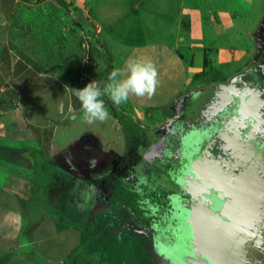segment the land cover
<instances>
[{
  "label": "crops",
  "instance_id": "crops-1",
  "mask_svg": "<svg viewBox=\"0 0 264 264\" xmlns=\"http://www.w3.org/2000/svg\"><path fill=\"white\" fill-rule=\"evenodd\" d=\"M6 1L0 0V146L22 149L21 155L30 162L31 167L0 159V255L14 253L6 264H65L82 252L83 245L80 224L69 222L61 214L66 201L62 208L59 207L60 216L44 212L31 221V207L24 214V206L19 199L28 203L38 199L37 190L46 185L47 163L56 164L64 172V179L89 182L83 176L87 169L84 166L86 163L79 167V158L87 157L93 152L121 156L125 148L122 147L119 151L115 149L112 141L116 137L108 131L106 121L89 125L83 120L77 98L68 107L69 115L65 113L61 118L50 122L36 117L35 112L41 101L36 96L46 90V67L24 53L44 66L43 72H36L32 65L8 47L7 19L11 7L5 4ZM168 1L150 0L142 14L146 19L148 16L149 19L155 17L160 23H165L166 18L173 15L174 20L164 36L134 44L114 43V38L97 21L94 11V2L97 3V0L90 2L102 35L107 42L116 46L112 50L114 68H125L130 59L140 62L151 60L157 68L155 94L151 97L130 96L128 100L138 115L144 113V122L151 129L168 120L167 111L177 105L183 95L208 89V85L194 87L193 84L196 73L202 71L203 67L206 68L203 53L207 51L208 57V46L220 48L216 57L218 61L222 51L226 55L232 54L230 41L234 35V26L227 7H207L206 0H203L204 4L202 0H174L172 7ZM169 6L174 14L169 12ZM154 8L156 11L153 13ZM204 8H207L208 15L218 14L216 18L213 17V21L208 20V29L212 31V37L208 41L202 26L207 20L202 15L199 16ZM143 25L140 29L142 32L152 28L146 23L144 27ZM183 26L185 27L182 28ZM198 28L200 30L197 32ZM223 38H227L229 42H223ZM231 59L234 60L232 63L237 62L235 57ZM29 94L32 99L28 105L31 106L30 109L23 104ZM57 172L59 174L58 170ZM69 189L66 188V195L72 191V188L71 191ZM60 218L63 220H59ZM56 222L67 225L66 229L58 233ZM30 236L31 241L28 239Z\"/></svg>",
  "mask_w": 264,
  "mask_h": 264
},
{
  "label": "rangeland",
  "instance_id": "rangeland-1",
  "mask_svg": "<svg viewBox=\"0 0 264 264\" xmlns=\"http://www.w3.org/2000/svg\"><path fill=\"white\" fill-rule=\"evenodd\" d=\"M149 1L97 0V3L94 2L96 6L94 11L97 21L105 28L107 34L114 38V43H141L164 36L174 20L173 15L166 18L165 23H160L155 17H151L152 19H149V16L147 19L146 16L143 17L146 3ZM90 2L91 0H7L5 2L11 7L7 19L8 47L13 51L32 56L46 67V90L36 96L41 100L35 112L40 120L46 119L50 122L64 116L68 113L70 103L76 98L74 89H82L93 81L97 84L107 83L106 76L114 68L112 50L114 51L116 46L107 42L102 35ZM168 4L173 7L174 0H169ZM202 4H204L203 0ZM208 5L212 8L227 7L230 12L235 35L230 41L232 54L226 55L222 51L218 61L216 57L220 53V48L208 46L209 58L204 63L206 68L203 67L202 71L196 73L194 87L229 85L234 78L250 72L257 65L264 66V0H206V6ZM168 9L169 12H173L170 6ZM155 11L154 8L152 12ZM200 15L207 20L202 26L208 41V38L212 37V31L208 29V20L213 21L218 14L208 15L207 8H204L199 12ZM145 23L152 28L142 32L140 29ZM199 30L198 28L197 32ZM224 41L229 42L227 38H223ZM233 57L237 62L232 63ZM258 61L260 64H256ZM29 96L30 94L23 101L28 109L32 100ZM102 99L109 114L106 120L108 131L116 137L112 142L118 151L122 147L124 149L125 144L128 147L131 145V149L143 146L149 139L148 135L162 129L175 114L176 105L167 111L168 120L165 123L151 129L144 122L145 116L142 115L144 113L138 115L129 102L117 106L107 96ZM141 134L144 136H140ZM200 160L201 164L205 162L206 157L202 156ZM62 174L64 172L56 164H46V185H42L37 190L38 199L32 200L23 207L25 214L31 207V221L44 212V214L60 216L59 207L62 208L65 201H72L79 210L78 223L81 228L87 230L99 219L105 220L102 230L108 228L119 242L123 243L130 264H161L150 252L149 239L146 236L135 233V236L131 237V224H135L137 228L139 219L134 220L131 214L122 209L120 195L118 197L102 193L98 199V206L92 208L91 196L96 194L93 183L99 182V179L81 182L64 179ZM67 180L69 181L66 183ZM66 188H72L67 195ZM261 215V218H264V212ZM127 221L131 223L126 224ZM89 243L90 240L83 244L82 252L65 264H107L101 262L98 255L87 253ZM135 250L144 257L137 256Z\"/></svg>",
  "mask_w": 264,
  "mask_h": 264
},
{
  "label": "flooded vegetation",
  "instance_id": "flooded-vegetation-1",
  "mask_svg": "<svg viewBox=\"0 0 264 264\" xmlns=\"http://www.w3.org/2000/svg\"><path fill=\"white\" fill-rule=\"evenodd\" d=\"M256 64H260L259 61ZM260 65L236 77L243 91L247 93V90L253 89L254 94L262 95L259 105L261 116L254 118L252 138L256 141L264 139V66ZM218 86L199 91L188 98L180 109L176 105L170 121L162 129L148 135L149 139L138 149H131V145L128 147L125 144L121 156L93 152L78 161L82 164L79 167L86 163L84 166L87 169L83 173L86 180L99 179V182L93 183L96 194L91 196V207L98 206L102 193L120 195L122 209L134 220L139 219L137 228L131 224V237L135 233L146 236L150 252L161 264H186L182 256L184 253L194 257L191 240L197 234L194 225L199 229L196 216H201L194 210L206 206L220 217L223 209L229 213L231 207L228 202L232 197L221 184L227 180L232 185L236 184L235 178L253 161L245 163L244 152L239 153L238 149L232 148L233 141L230 140L237 137L232 133L224 135L221 127L209 122V118L213 119V111L210 108L207 111V105ZM233 116L234 113L229 117V123ZM207 119L208 123L204 124ZM251 129L249 123L238 129V145L246 146L252 142L247 136ZM256 141H253L254 149L260 150L261 146ZM202 156L206 157L203 165L199 161ZM261 160L264 161V158ZM259 175L263 191L264 171L259 170ZM76 211L80 217L77 208ZM261 216L251 231L254 233L251 239L254 245L248 249L250 264H264V218ZM251 217L250 221L254 215ZM128 222L126 224L131 223Z\"/></svg>",
  "mask_w": 264,
  "mask_h": 264
},
{
  "label": "water",
  "instance_id": "water-1",
  "mask_svg": "<svg viewBox=\"0 0 264 264\" xmlns=\"http://www.w3.org/2000/svg\"><path fill=\"white\" fill-rule=\"evenodd\" d=\"M238 85L239 79L234 78L229 85L215 87L216 91L207 105V111L208 108H210V111H213V119L209 118V122H212V124L216 123L221 127V130H224L222 131L223 134L225 133L224 135L229 136L232 133L234 137H237L229 139L233 141L232 148L238 149L239 153L244 152L242 157L245 163L250 162V160L253 161L249 167H246L235 178L236 184L232 185L231 181L227 180L224 182L222 180L223 184H221V187L226 190L230 198L232 197L231 201L228 202L230 204L229 207H231L229 213L223 209L222 217H220L205 205V207L201 206L200 209L196 208L194 210L200 213L201 216H196L199 229L194 225L197 234H194L191 240L194 246L192 253L194 257L188 256L187 253L181 254L184 256L186 264H192L194 259L196 260V264L251 263L248 260V249L254 245L251 240L254 233L251 231L254 229L253 225L255 221H260V215L264 212V194L262 193L264 190L261 191L263 189L261 184L262 177L259 175V170L260 172L264 171V161L261 160L264 158V139L256 141L252 138V135H254L253 131L255 130L253 129L254 118L261 116L259 105L260 101H262V95L260 93L254 94L252 92L253 89H249L250 92L247 90L248 92L246 93ZM198 92L191 91L183 95L177 103V108L183 107L185 101ZM233 113L234 116L232 117V122H230L232 124H230L229 117ZM207 123L208 119L205 120L204 124ZM246 123H249L252 128L247 133V136L252 138H250L252 142L246 146L238 145L240 142L238 140V129L245 127ZM229 140L226 141L228 142ZM248 141L246 140V142ZM253 141L260 144V150L254 149ZM253 215V220L250 221L249 217ZM191 220L193 221V219Z\"/></svg>",
  "mask_w": 264,
  "mask_h": 264
},
{
  "label": "clouds",
  "instance_id": "clouds-1",
  "mask_svg": "<svg viewBox=\"0 0 264 264\" xmlns=\"http://www.w3.org/2000/svg\"><path fill=\"white\" fill-rule=\"evenodd\" d=\"M157 77V68L151 60L140 62L130 59L125 68H113L107 76V83L97 84L93 81L82 89H74L81 105L83 120L92 125L103 123L109 118L102 99L104 96L117 106L126 104L130 96H153L157 88Z\"/></svg>",
  "mask_w": 264,
  "mask_h": 264
},
{
  "label": "trees",
  "instance_id": "trees-1",
  "mask_svg": "<svg viewBox=\"0 0 264 264\" xmlns=\"http://www.w3.org/2000/svg\"><path fill=\"white\" fill-rule=\"evenodd\" d=\"M2 10L5 11V8L2 7ZM16 53L21 58H24L27 61V63L32 65L36 70V72L41 73L44 71V66L32 60L30 57H27L24 53H21L19 51H17ZM207 61H208L207 51H205L203 56V62L206 63ZM140 136H144V134H141ZM21 153H22V149L0 146V159L6 160L8 162L21 163L24 164L25 166L31 167L30 162L26 158L22 157ZM19 202L23 206H25L28 203L27 201L22 199H19ZM62 215L68 218L69 222L73 224H77L80 218L74 204L70 201H66V203L64 204ZM23 218L24 219L26 218L25 215ZM104 221L105 220L103 219H99L94 223V225L90 229L86 230L83 228L81 231V244H86L90 240L87 253L89 255H98L99 260L103 263L130 264L123 243L119 242L116 236L108 228L102 230L104 226ZM66 227L67 225L56 222V231L58 233L62 232L64 229H66ZM28 239L31 241L32 240L31 236L28 237ZM135 254L137 256H140V258L144 257L142 253L136 250H135ZM11 257L12 254L9 252L0 255V264H6Z\"/></svg>",
  "mask_w": 264,
  "mask_h": 264
},
{
  "label": "bare ground",
  "instance_id": "bare-ground-1",
  "mask_svg": "<svg viewBox=\"0 0 264 264\" xmlns=\"http://www.w3.org/2000/svg\"><path fill=\"white\" fill-rule=\"evenodd\" d=\"M213 109H214V108H213ZM199 161L201 162V160H199ZM202 163H203V162H202ZM202 163H201V165H203ZM183 183H184V182H183Z\"/></svg>",
  "mask_w": 264,
  "mask_h": 264
}]
</instances>
